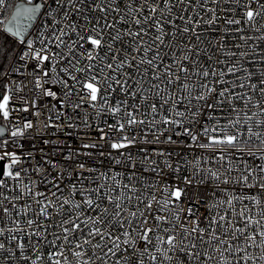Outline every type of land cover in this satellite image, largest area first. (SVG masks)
I'll list each match as a JSON object with an SVG mask.
<instances>
[{
  "label": "snow or ice",
  "instance_id": "6c2138e0",
  "mask_svg": "<svg viewBox=\"0 0 264 264\" xmlns=\"http://www.w3.org/2000/svg\"><path fill=\"white\" fill-rule=\"evenodd\" d=\"M10 6L0 264H264V0ZM85 105L96 141L23 151L42 113L91 128Z\"/></svg>",
  "mask_w": 264,
  "mask_h": 264
},
{
  "label": "built area",
  "instance_id": "2783aa9c",
  "mask_svg": "<svg viewBox=\"0 0 264 264\" xmlns=\"http://www.w3.org/2000/svg\"><path fill=\"white\" fill-rule=\"evenodd\" d=\"M5 13L3 14V16H0V19H5L4 18ZM42 19H43L42 17L38 18V21L36 23H34L33 28L29 30L31 33V35L28 37L29 39L34 38L37 35L36 28H37L39 21ZM43 102H47V100H45ZM84 110L89 113L88 122L92 125L91 128H85L83 123L79 120L77 121L78 127L74 128V129H67L66 127L65 128L55 127V125H63L65 123V121H64V117H61L60 120H57L54 113L51 114L52 120L49 121V123L53 126L48 127V128H44L43 127V121L45 120V114H43V113H42L41 117L39 118L40 123H37V118L35 116H29L28 113H16V114H14V116L28 117L34 123H37V126L35 128L28 130L25 137L21 138L19 140V142L24 145L23 151L25 153H27L28 151H33L35 156H36V160L39 161L40 157H41V153L39 150L41 148H45V149L48 148V145H45L43 143V141H45V140H67L68 143L73 148V150L80 148L82 143H90V142L96 141L98 139V128L96 127L97 121H95L91 115L93 110L90 108H87L86 105L84 106ZM83 114L84 113L81 112V116H83ZM105 119H108L109 123L113 122L108 117H105ZM0 123L2 126H4L6 128V132L4 134L3 139H11L10 130H11L12 125L6 124L2 120H0ZM100 126L103 127L104 125L101 124ZM66 132H71L72 136H70V137L66 136L65 135ZM89 137H91V139H89ZM81 138H83V139H81ZM33 145L35 147H33ZM17 151H20V150H17ZM197 151H199V150H197ZM188 158L191 159V153H189ZM51 159L53 160L54 163H57L59 165H63L66 163L62 159V155L53 156V157H51ZM33 163H35V161H33ZM44 167L49 172H53L50 165H44ZM54 174L55 173L53 172V175ZM182 174L187 175L188 173H182ZM33 179H38V177L36 175H33ZM172 179H174V177H172Z\"/></svg>",
  "mask_w": 264,
  "mask_h": 264
},
{
  "label": "trees",
  "instance_id": "16d2710c",
  "mask_svg": "<svg viewBox=\"0 0 264 264\" xmlns=\"http://www.w3.org/2000/svg\"><path fill=\"white\" fill-rule=\"evenodd\" d=\"M15 1H16V0H11L12 5H13V3H14ZM11 9H12V7L10 6V7L8 8L7 12L5 13V16H4L5 19L8 17V15H9ZM0 125H1V123H0Z\"/></svg>",
  "mask_w": 264,
  "mask_h": 264
},
{
  "label": "water",
  "instance_id": "95a60500",
  "mask_svg": "<svg viewBox=\"0 0 264 264\" xmlns=\"http://www.w3.org/2000/svg\"><path fill=\"white\" fill-rule=\"evenodd\" d=\"M17 2H18V0H16V1L13 3V5H14V4H16ZM12 12H13V8L11 9V11H10V13H9L8 17H10V16H11ZM8 17H7V18H8ZM7 18H6V19H7ZM6 19H5V20H6ZM0 126H2V125H0Z\"/></svg>",
  "mask_w": 264,
  "mask_h": 264
}]
</instances>
